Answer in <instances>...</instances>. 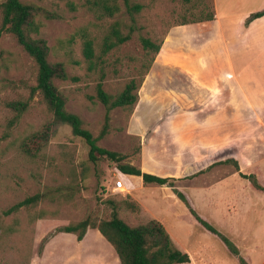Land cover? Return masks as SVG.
Masks as SVG:
<instances>
[{
  "label": "rangeland",
  "instance_id": "obj_1",
  "mask_svg": "<svg viewBox=\"0 0 264 264\" xmlns=\"http://www.w3.org/2000/svg\"><path fill=\"white\" fill-rule=\"evenodd\" d=\"M22 1L40 9L35 18L40 33L33 37L46 40L49 62L66 67L69 80L55 81V86L67 100V111L80 116L85 129L100 137V147L123 156V164L175 179L172 183L186 192L198 212L239 247V255L188 220L185 208L163 194V186L125 177L107 158L92 162L88 145L73 136L69 126L60 127L38 156L28 154L23 143L41 132L53 114L42 96L32 93L36 63L12 34L4 33L0 264H119L115 250L97 229L90 228L83 241L75 234L56 233L87 218L109 220L113 209L130 226L153 219L163 222L175 245L191 253L192 264H263L264 192L254 190L241 175L257 173L264 186V60H250V46L239 37L231 58L232 41L227 44L215 24L181 26L209 13L214 0H131L143 7L133 18L121 1L116 16L102 18L87 0ZM114 23L131 39L111 50L104 65L89 71L85 38L94 41L99 54ZM142 38L162 43L154 62ZM217 70L228 74L216 86L198 81L197 73L207 76ZM132 79L141 81L134 113L111 112L110 129L101 136L106 108L96 97L97 84L102 80L104 89L116 96ZM14 102L27 103L28 108L13 123L17 112L9 104ZM132 119L140 128L144 123L150 127V134L128 133ZM168 125L173 135L154 131L167 130ZM226 159L237 160L241 171L218 165L195 179L186 178ZM119 181L123 191H115ZM38 194L44 196L42 201L16 208Z\"/></svg>",
  "mask_w": 264,
  "mask_h": 264
},
{
  "label": "trees",
  "instance_id": "obj_2",
  "mask_svg": "<svg viewBox=\"0 0 264 264\" xmlns=\"http://www.w3.org/2000/svg\"><path fill=\"white\" fill-rule=\"evenodd\" d=\"M66 1V0H58ZM88 5L94 12L99 13V17L116 16L121 8V1L126 6L128 13L133 18L135 14L141 13L143 7L139 4H132L131 0H87ZM189 2V0H186ZM2 12V24L0 27V39L4 33L14 36L18 44L24 51L34 60L37 65V85L33 88V94H40L45 104L53 114V118L45 128L24 143L22 148L32 156H38L42 149L49 143L50 138L54 137L60 127L69 126L73 136L82 139L89 147V159L97 163L103 158H107L118 164V170L123 176L128 178L142 179L145 185L157 184L163 186V194L167 197L174 198L180 205L184 206L188 215L197 225L201 226L206 232L218 237L228 251L234 255H239V247L230 240L224 233L203 216L195 208L192 200L186 192L172 183L175 179L147 173L132 164H123L124 157L110 152L98 145L100 137H94L93 134L85 129L84 121L76 114L70 113L66 109L67 100L63 94L55 86V81H68L69 77L66 67L62 63H50L48 60L49 47L46 40L34 38L33 35L40 33V25L36 22V14L39 8L32 4L24 3L22 0H5L0 8ZM215 7L200 19H194L192 22H183L181 26L190 23H202L213 21L215 19ZM264 17V10L252 14L247 24L255 19ZM131 39V35H123L120 24L117 23L110 27L109 33L104 37L100 53L95 49L94 41L88 37L84 41V57L89 63V71L95 70L98 66L104 65L107 54L127 43ZM144 50L148 54H152L151 61L154 62L155 57L162 48V43L156 42L150 38H142L141 40ZM151 65L147 71H150ZM141 82V81H140ZM140 82L132 79L126 84L124 90L116 96L107 92L102 80L97 84L96 97L103 103L106 108L105 124L102 129L101 136L106 135L110 129L111 112L116 109H123L129 115L134 113L136 105L139 101L138 90ZM9 106L17 112V117L13 121L16 122L28 108L27 103L14 102ZM218 165L234 166L237 172H240L239 162L235 159H226L211 164L206 170L203 169L189 177L195 179L206 173ZM244 179H248L254 190L264 192V186L259 181V174L241 175ZM44 199L43 195H35L20 203L16 208L21 206H29L36 204ZM90 228L97 229L99 233L112 245L115 250L119 264H187L191 262L190 256L181 252L174 245L173 240L166 230V227L159 220L153 219L145 224L138 226H130L123 221L117 209H113L111 219H102L94 222L91 218H87L75 225H69L57 230L58 234H75L79 241H83ZM264 264V263H263Z\"/></svg>",
  "mask_w": 264,
  "mask_h": 264
},
{
  "label": "crops",
  "instance_id": "obj_3",
  "mask_svg": "<svg viewBox=\"0 0 264 264\" xmlns=\"http://www.w3.org/2000/svg\"><path fill=\"white\" fill-rule=\"evenodd\" d=\"M214 2H215V10H216L215 19L213 21H208L207 23L215 24V26L218 29H220V33H222L226 37V42L228 40L232 41L230 42L231 45L229 46L230 48L228 50V54L230 55V57L232 58L235 53L236 44H238L237 37H239L238 40L240 42L246 41L245 45L250 46V52H248V54H251L250 60H255V61L264 60V52L262 51V46L264 45V26L261 25V23L264 22V17L255 19L251 21L249 24H247L252 14L257 13L264 9V0H214ZM238 30H240V32L242 31L239 34V36L236 35ZM240 49L243 50L242 48ZM240 53L245 54L246 52L240 51ZM222 71L223 70H217L213 73L207 74V76H205V74L200 75V73H197L199 75L198 81L203 86L204 84L207 86L210 84L213 86H216V84L220 82L221 79L225 80L224 76L228 74L227 71L225 70L223 72ZM258 75L259 74H257L256 76ZM223 84H224V81H223ZM136 122L137 120H133V119L131 120L129 129H127L128 133L130 134H150V130H151L150 127H147V125H145L144 123V126L140 128L136 125ZM154 131H156V134H163L161 132L165 131L164 134L173 135V133H171L173 129L170 127V125H168L167 130H164V127H161V128H156ZM159 176H162V175H159ZM186 215L188 217V220H190L193 224H196L194 221H192L187 211H186ZM162 224L164 225L163 222ZM171 238L173 240V237ZM177 249L190 256L191 262L187 264L193 263V257L191 253L188 252V250L185 247L184 248L177 247Z\"/></svg>",
  "mask_w": 264,
  "mask_h": 264
},
{
  "label": "built area",
  "instance_id": "obj_4",
  "mask_svg": "<svg viewBox=\"0 0 264 264\" xmlns=\"http://www.w3.org/2000/svg\"><path fill=\"white\" fill-rule=\"evenodd\" d=\"M124 183L122 181L117 182V186L115 187V191H123L124 190Z\"/></svg>",
  "mask_w": 264,
  "mask_h": 264
}]
</instances>
